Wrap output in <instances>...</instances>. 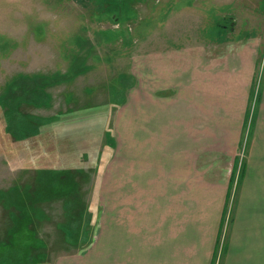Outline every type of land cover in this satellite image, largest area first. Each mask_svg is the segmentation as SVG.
I'll use <instances>...</instances> for the list:
<instances>
[{"label":"rangeland","instance_id":"rangeland-1","mask_svg":"<svg viewBox=\"0 0 264 264\" xmlns=\"http://www.w3.org/2000/svg\"><path fill=\"white\" fill-rule=\"evenodd\" d=\"M219 25L222 40L256 36L264 48V0H0V264L158 259L165 176L121 164L160 156L175 137L192 146L162 171L192 202L183 204L182 239H166L183 264H205L215 207L225 209V240L238 180L258 175L248 146L254 112L242 128L145 127L142 56L150 40L190 56L192 46L220 40ZM36 76L29 88L40 96L26 100L22 86Z\"/></svg>","mask_w":264,"mask_h":264},{"label":"crops","instance_id":"crops-1","mask_svg":"<svg viewBox=\"0 0 264 264\" xmlns=\"http://www.w3.org/2000/svg\"><path fill=\"white\" fill-rule=\"evenodd\" d=\"M206 40L202 46H192L190 56L182 55L181 47H162L150 40L142 56V119L148 123L145 127L151 129L242 128L248 113L253 110L254 121L252 118L251 125L252 134L256 137L248 146L255 145L252 154L258 175L255 180L247 175L246 155L245 170L243 168L246 173L243 177L241 175L237 183L229 231L225 240L224 234L218 235L223 223L220 216L225 209L222 205L215 207L217 217L214 226L218 228L217 236L216 239L213 236V247L205 256V264H264L263 41L256 36L237 40H216L215 37ZM253 100L255 104L252 109ZM188 144L192 146V142L175 137L164 144L165 152L160 154L163 158L159 154L145 158L137 154L131 160L128 155L127 162L121 164V167L133 170L146 167V171H159L160 175L165 176L158 178L159 190L163 193L159 203V224L162 225L160 231L164 238L160 242L159 255H155L159 256L158 259L146 255L150 261L144 264H183L182 249L177 251L169 241L182 239L183 204L190 203L191 199L182 197V189L178 188L179 180L169 179L171 176L162 170L169 166L167 161L177 162ZM118 178L117 174L116 181ZM140 178L135 181L144 184L145 180ZM205 191L209 193V190ZM226 193L229 194V191ZM208 197L211 198L212 194ZM217 201V204H225L218 194ZM172 210L174 216L171 215ZM218 236L220 238L217 239ZM162 245L165 247L162 248Z\"/></svg>","mask_w":264,"mask_h":264},{"label":"flooded vegetation","instance_id":"flooded-vegetation-1","mask_svg":"<svg viewBox=\"0 0 264 264\" xmlns=\"http://www.w3.org/2000/svg\"><path fill=\"white\" fill-rule=\"evenodd\" d=\"M114 20H116V19H114ZM216 32H217V34L218 35H220L221 37H220V40H222V37H223V35L226 33V30L224 29V26H222V25H219V27H215L214 28V33L216 34ZM211 37H212V35H211ZM216 37V36H215ZM85 41H86V39H85ZM78 46V48L79 49H82V45L80 44V46L79 45H77ZM78 65H80L79 64V62L77 63V64H75V67L77 68L78 67ZM74 70V69H73ZM77 70H78V68H77ZM75 71V70H74ZM40 78L38 77V76H36L35 78H33V79H30L29 81L30 82H28V83H31V82H34V81H37V80H39ZM34 86H35V88H34ZM35 89H36V91H35ZM34 94V95H33ZM35 94H36V96H35ZM21 96H23L24 97V99H29V98H37V97H39L40 96V90L37 88V85L36 84H34V85H32V89L30 88V90L28 91V90H25L24 91V93L21 95ZM15 105V104H14ZM14 110V109H13ZM58 118V116L57 115H53V116H51V117H47V118H42L41 119V121H48V122H51V121H54V120H56ZM35 127L34 126H32V128L31 129H34ZM33 134H30V137L32 136ZM25 140H30V139H25ZM1 241V240H0Z\"/></svg>","mask_w":264,"mask_h":264},{"label":"trees","instance_id":"trees-1","mask_svg":"<svg viewBox=\"0 0 264 264\" xmlns=\"http://www.w3.org/2000/svg\"><path fill=\"white\" fill-rule=\"evenodd\" d=\"M29 81V80H28ZM22 89H23V91H25V90H30V88H29V83H27V85H26V87H24V86H22ZM27 137V136H26Z\"/></svg>","mask_w":264,"mask_h":264}]
</instances>
